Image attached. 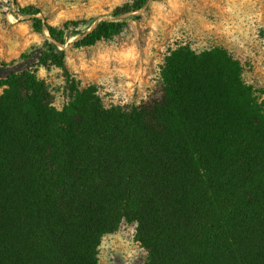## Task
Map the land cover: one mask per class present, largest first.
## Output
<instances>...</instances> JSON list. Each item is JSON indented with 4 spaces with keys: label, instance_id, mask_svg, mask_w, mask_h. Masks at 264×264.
<instances>
[{
    "label": "trees",
    "instance_id": "16d2710c",
    "mask_svg": "<svg viewBox=\"0 0 264 264\" xmlns=\"http://www.w3.org/2000/svg\"><path fill=\"white\" fill-rule=\"evenodd\" d=\"M150 1L93 27L53 26L30 8L48 32L37 65L62 71L69 99L55 108L31 65L0 80V264H97L123 222L144 264H264V104L238 59L180 44L160 97L130 106H106L68 69L71 37L75 48L112 39Z\"/></svg>",
    "mask_w": 264,
    "mask_h": 264
},
{
    "label": "rangeland",
    "instance_id": "374dc122",
    "mask_svg": "<svg viewBox=\"0 0 264 264\" xmlns=\"http://www.w3.org/2000/svg\"><path fill=\"white\" fill-rule=\"evenodd\" d=\"M130 0H0V80L33 66L60 109L68 101L62 71L37 65L35 53L48 32L33 28L36 17L53 26L66 20L112 19L117 6ZM28 9V10H27ZM27 10V11H26ZM124 30L93 46L63 47L65 62L81 88L94 85L106 106L141 105L158 99L160 69L168 52L180 44L196 51L228 50L242 65V78L264 104V0H160L133 13ZM3 87H0V94ZM136 226L123 222L103 236L97 264H144L146 250L135 240Z\"/></svg>",
    "mask_w": 264,
    "mask_h": 264
}]
</instances>
